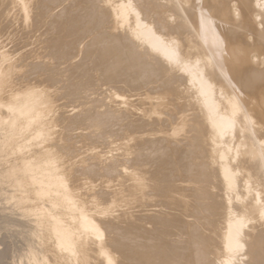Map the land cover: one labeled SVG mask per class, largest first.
Masks as SVG:
<instances>
[{
    "label": "bare ground",
    "instance_id": "obj_1",
    "mask_svg": "<svg viewBox=\"0 0 264 264\" xmlns=\"http://www.w3.org/2000/svg\"><path fill=\"white\" fill-rule=\"evenodd\" d=\"M9 1L16 3L17 7L21 5V11L24 13L23 19L27 13H31L27 10L29 7L27 4L29 2L33 4L32 9L35 11L33 19L37 25L49 18L50 23H47L49 25L47 27L53 31V34L51 32L53 36H49L50 39L47 46L44 43V48H47L51 57L57 60L56 63L59 64L61 61L71 63L77 58L75 56L83 55L82 60H79L80 56L78 60L76 59L73 68L70 64V67H67L65 63V69L70 70V74L67 73L69 79L64 80L65 82L67 80L66 83H62L63 79L55 77L59 72L56 63L54 67L45 68V66L35 64L29 68L34 72L37 68L40 71L44 69L46 74L48 71L49 74L46 77L51 80V84L57 78L54 86L57 85L55 83H58V80L62 83L59 85L63 87L67 84L69 88L65 89H69L67 93L69 99H81L84 90H89L87 87H90L92 91L93 79L99 77L93 74L95 70L100 72L98 80L101 79L106 84L116 82L119 88V82H123L131 91L154 84L152 87L154 90L151 88L152 91H148L151 95L154 93L153 97L142 90L143 93L140 94L143 103L146 102L149 105L147 110L152 112L154 117L151 120H145L144 117L139 118L133 113L138 116V119L135 117L137 121L133 119L130 122L131 116L127 113L128 120H130L127 124H122L126 125V128H123L129 133L123 138L127 140L120 144L124 149L121 157L127 160V153L132 150V158L126 161L130 163L129 167H121L124 168L122 170L124 181L121 182V187L117 192L115 191L114 195L123 203L122 206L125 209L119 213L118 222L113 217L110 220L100 219L97 217L98 214L92 213L105 212L106 214L108 205L104 206L106 203L104 205L100 203L94 207V210H90L89 213L93 211L91 214L87 213L89 208L86 212L84 207L88 206L91 200L88 202L87 199L86 205L83 206V203H79L81 201L79 198L80 201L74 199L75 193L73 191L74 195L71 193L73 189L70 190V184L66 183L67 175L58 170L61 163H59L60 155L55 153V149L52 151L41 147L51 136L47 116L52 108L50 100L52 93L49 95L46 93L49 89L39 90L38 86V89L29 86L17 88L18 84L15 88L11 86L12 83H9L11 79L8 80L7 74L10 72L12 62L9 63L10 59L6 57H10V54H5L7 52L1 48L5 46L4 43V46H0V146L7 147L4 149L5 156L9 154L7 157L11 156V159L12 155L14 156L12 160L9 158V162L5 156L7 160L0 157L4 159V163H8L6 166L2 163L4 168L1 174L2 177L12 179L15 192H18L15 195L17 205L23 208L22 212L36 211L34 212L38 215L36 224L44 227L54 240L51 243L53 247L51 250L56 251V254L59 253V256L56 255L59 260L58 258L56 260L60 262V259L70 260L72 258L73 262V258L79 257L81 264H264V0H8V3ZM65 1L67 4L63 8L56 7L55 10H59L56 11L57 13L50 10L52 6L62 5ZM4 6L6 7V4ZM8 6L10 5L8 4L6 8L9 9ZM2 11L5 12L4 9L1 13ZM4 12L1 15H4ZM45 23L42 24L45 25ZM12 25L13 23L10 24ZM42 27L46 29L45 26ZM3 34L5 35V32ZM44 35L46 36V33ZM12 39L9 40L12 41ZM6 41L3 42L7 43ZM19 47L16 46L15 50ZM29 48L32 49V46ZM15 50L12 51L15 52ZM21 53L25 55L27 52L22 51ZM15 54L18 56V51ZM15 54L11 56L15 58ZM32 54L30 56H33ZM69 60L72 61L69 62ZM88 67L89 71L92 68L93 79H91ZM12 73H15V70H12ZM27 73L31 72H26L25 78L29 76ZM63 73L66 74V71L63 70ZM30 75L34 77V74ZM61 75H63L62 72ZM28 79L27 82H30ZM104 82L102 84L105 86ZM95 85L97 87L96 83ZM62 86L56 88L60 90L63 89ZM114 86L118 89L117 84ZM121 88L124 92L125 88L123 86ZM54 89L52 88L51 91ZM132 93L112 92L111 97L120 105L132 106V101H134ZM5 94L6 97L2 98ZM98 97L95 96V98ZM95 98L92 99L93 102ZM112 107L115 106L112 105ZM74 110L76 108L71 112ZM104 111L106 112L105 109L102 112ZM86 112H73L76 115L73 114L72 127L75 124L80 128L78 124H84L90 119V114ZM112 112L96 116L91 113V122L95 126L108 125L107 120L104 121L106 119L104 115H110L112 120L108 119V121H112L111 124H113L117 119L114 118V121L112 117H117V115ZM72 120L69 117V121ZM119 122L121 124L122 120ZM87 123L88 126L89 122ZM62 124L64 123L60 125ZM105 128H102L103 131L107 130ZM64 129L68 132L69 129L71 130L67 127ZM78 131H76L77 134ZM84 131L85 128L83 133ZM103 131L96 132L101 134ZM68 132L66 135L69 134ZM107 132L110 136L109 131ZM143 132H148V135L153 132L157 136L155 134V137L145 136ZM73 135L75 137V133ZM115 135L118 137V132ZM93 137L91 138L94 141ZM28 138L35 145L31 146L32 143L26 141ZM96 138L100 137L96 136ZM76 142H74L75 147ZM104 142L100 143L104 144ZM33 146H37V149L32 150ZM64 147V149H70L69 145ZM26 148H30L31 153L25 150ZM73 150L70 151L72 158L76 151L73 152ZM105 150L101 151L102 155ZM146 150H149L148 154L145 153ZM78 152L76 151L77 154ZM86 152L88 154L89 151ZM98 153L94 154V158L99 161L102 157ZM79 157L82 158L81 155ZM123 158L117 159L119 161ZM92 163L90 161L91 168ZM102 166L104 167L103 164ZM87 167L89 168L88 174L90 166ZM77 170L76 168L74 172L76 173ZM99 173L98 171V175ZM77 174L73 179L78 178ZM83 174L85 176L86 172L84 171ZM99 176L97 178L95 174L96 179H99ZM2 177L0 179H3ZM82 178L77 180L82 181ZM115 178L117 180V177ZM84 186L86 187V184ZM106 190L99 189L98 194ZM25 192L29 193L28 195L31 194L33 199L37 200V204L33 203L29 206L32 204L30 203L24 206L28 200V195L23 196ZM105 197L103 200L107 202V197ZM42 201L47 204L41 206ZM163 208L168 211H164ZM67 215L69 218L72 215V219L68 218L69 220L73 221L74 218L70 224L66 219ZM63 216H67L64 217L67 224L64 223ZM105 232L108 233L106 243L102 240ZM47 233L45 231V234ZM55 261L51 263L58 264ZM47 262L44 256H41L36 259L35 264L50 263Z\"/></svg>",
    "mask_w": 264,
    "mask_h": 264
},
{
    "label": "rangeland",
    "instance_id": "obj_2",
    "mask_svg": "<svg viewBox=\"0 0 264 264\" xmlns=\"http://www.w3.org/2000/svg\"><path fill=\"white\" fill-rule=\"evenodd\" d=\"M7 2V3H6ZM10 3H8V0H0V5L1 4H3L2 6H0V15L1 14H3V12L4 11H2V13H1V10H5V12H4V15H1L0 17H2L0 20H2V21H0V35L2 34V36H6L5 38L4 37H2V36H0V39H2V40H0L2 43H0V46H2L3 45V43H4V47H1L3 50H4V52H7V53H5V54H10V57L9 56H6L7 57V59H10V60H8L9 61V63L10 62H12V63H10V65H12L11 66V68H10V72H9V74H7L9 77H8V80L9 79H11V80H9V83L11 84V86H14V88L16 87V84H18L17 86V88H20L21 86H29V87H35V88H37L38 89V87H39V90H41V89H43V88H45L46 90L47 89H49V90H47L46 91V93L47 94H49L50 95V93H52L51 95H50V100H51V102H52V108H51V110H50V113H49V115L47 116V123H48V125H49V129H51V130H49V135H51L48 139L49 140H47L45 143H43L42 145H41V147L43 146V147H45L46 149L48 148V149H50V150H52L53 151V149H55L54 151H55V153H57L58 155H60V157H61V161H59V163H60V166H59V168H58V170L60 171V172H64L67 176V178H66V183H67V185H69L68 187L70 188V190L71 189H73V190H71V193L74 195V193H75V195H74V199H76V201H78L79 199L81 200H79L80 202L79 203H83V206H85L86 205V203H87V199H88V202H89V207L86 205L84 208H85V211L87 212L88 210V212L87 213H89L90 212V210L91 209H93L94 210V207L95 206H97V205H100V203L101 204H103L104 205V203H106L104 206H107L108 205V209H107V211H106V214H105V212L104 213H97V212H93V211H91V213L92 214H98V216L97 217H99L100 219L102 218H104L105 220H110L111 219V217H113V219L116 221V222H118L117 221V218L119 217V213H121V211L122 210H124L125 209V207H123L122 206V202L121 201H119V199H118V197L116 196V195H114V193H115V191L117 192L118 191V189L121 187V182H123L124 180H123V174H122V170L125 168V167H129V165H130V163L129 162H127L126 163V161L127 160H129V158H132V154H131V151L132 150H129L128 151V153H127V156H126V158H127V160L125 159L124 160V158L123 157H121V155H122V153H123V151H124V149H122V147L120 146V144L121 143H124V141H126L127 140V138L126 139H124L123 140V138H125V136L129 133L128 131H125V129L123 128V127H125L126 128V125L125 126H123L122 124L123 123H125V124H127L128 122L127 121H129L128 120V118H129V115L131 116V120H130V122L136 117V119H138V116H139V118L140 117H144V119L145 120H151L153 117H154V114H152V112H150L149 110H147L148 108H149V105L148 104H146V102H144L143 103V101H142V95H141V97H140V94H142L143 92H147V93H149L148 91H152L151 90V88L154 86V84L151 86H146V87H142V89H141V87H140V89H139V87L138 88H135L134 90H130L123 82L121 83V82H119L120 83V88L123 86V88H125L124 89V92H123V89L121 90L119 87H118V83H116V82H114V83H110V82H107V84H106V82H104L103 80L101 81V79H99L98 80V78L100 77V72L98 71V70H95V73L93 72V74L95 75V76H99L98 78L96 77V79L94 78H92V77H94V75L93 74H91L92 73V68H90V71H89V67H88V71H89V73L91 74L90 76H91V79H93L94 80V84L91 86V87H93V88H91L92 89V91L90 90V87H87L89 90H84L85 92H84V94H83V96H82V98L81 99H77V100H71V99H69L70 97L67 95V93H68V90L69 89H65V88H69L68 86H67V84H66V86H62L61 84L64 82V83H66L67 82V80H66V82L64 81L65 79H69L68 77L69 76H67V73H68V75L70 74V70H69V68H67V70H69V71H67L66 69H65V67L67 66V67H70L71 66V68H73V66H74V64H76V59L78 60V58H79V56H80V59L79 60H82L81 59V57L83 58V55L81 56V55H78V56H75V57H77L74 61H72V60H69V62L70 61H72L71 63H68V61L67 62H64L63 63V61H61L59 64L58 63H56L57 62V60L55 59V58H53V57H51V55L49 54V51L47 50V48H44L45 47V44H46V46H47V42L49 41V36L51 37V35L53 34V31H51V29L49 30V27H47V26H49L47 23H50V22H48L49 20V18L46 20H44L42 23H45V25H43L42 23H40V24H38V25H40V27H38V25L37 24H35V22H34V12L35 11H33L34 9H32L33 7H34V5L32 4L31 5V3L29 2L27 5H29V7H27V10H28V12H31V13H27V16H25V19L27 20V22H26V20L25 19H23L24 18V13L21 11L22 9H21V5L19 6V7H17V5H16V3H13V2H11V1H9ZM6 4V7H7V5L9 4L10 6H8L9 7V9L8 8H6L4 5ZM11 3H12V5H11ZM65 4H67V2L65 1L64 3H62V5H60V4H58V5H56V6H52V8H50V10L51 11H53L54 10V12L55 13H57L59 10H55V9H57L56 7H62L63 8V6L65 5ZM30 5H31V7H30ZM3 7H5V8H3ZM12 7H13V9L14 10H16V11H12ZM17 7V8H16ZM11 9V10H10ZM18 9V10H17ZM60 10H61V8H59ZM10 10V11H9ZM49 10V11H50ZM19 11L21 12V13H19ZM33 11V12H32ZM48 11V12H49ZM50 11V12H51ZM57 11V12H56ZM10 12V13H9ZM17 12V13H16ZM54 12L52 13V14H54ZM15 13V14H14ZM18 14H20V15H18ZM51 14V13H50ZM12 15H14V16H12ZM22 15H23V17H22ZM11 16V17H10ZM16 16H18V17H16ZM13 17V18H12ZM26 17H28V18H26ZM7 18V19H6ZM12 18V19H11ZM21 18V19H20ZM22 19L26 22H24V21H22ZM5 20V21H4ZM8 20H9V22H8ZM12 20V21H11ZM28 20H30V21H28ZM32 20H33V22H32ZM14 21H16V22H14ZM7 22H8V24L10 23V24H12L13 23V25L12 26H10V24L8 25L7 24ZM22 22V23H21ZM5 23V24H4ZM21 25H20V24ZM29 23V24H28ZM2 24V25H1ZM7 24V25H6ZM15 24H17L16 26H15ZM19 24V25H18ZM23 24V25H22ZM32 24H35V26H37V27H35L34 25V27L32 26ZM3 25H5V27H3ZM45 26L46 27V29H43L44 27H42V26ZM10 26V27H9ZM22 26H26V27H22ZM32 26V27H31ZM9 27V28H8ZM13 27V28H12ZM14 27H15V29H14ZM21 27V28H20ZM2 28H4V29H2ZM11 28V29H10ZM27 28V29H26ZM40 28V29H39ZM47 28H48V30H47ZM6 29H7V31H6ZM8 29H10V30H8ZM17 29V30H16ZM26 29V30H25ZM30 29V30H29ZM32 29V30H31ZM37 31H36V30ZM42 29V30H41ZM22 32H21V31ZM29 30V31H28ZM46 30V32H44ZM9 31V33L7 34V32ZM10 31H12V32H10ZM14 31V32H13ZM16 31V32H15ZM31 31V32H30ZM38 31L40 32V33H38ZM5 32V35L3 34ZM27 32H29V33H27ZM43 33V35H42V33ZM51 32H52V34H51ZM12 33V35H10ZM20 33V34H19ZM22 33V34H21ZM25 33V34H24ZM35 35H34V34ZM46 33V36L44 35ZM47 33H48V36H47ZM16 34V35H15ZM27 34V35H26ZM39 34V35H38ZM10 35V36H9ZM23 35V36H22ZM25 35V36H24ZM16 36V37H15ZM26 36H27V38H26ZM43 36V37H42ZM53 36V35H52ZM9 37H11V38H9ZM18 37V38H17ZM35 37H37V38H35ZM40 37V38H39ZM12 38H15V39H12ZM21 38V39H20ZM38 38H39V40H38ZM8 39V40H7ZM9 39H12V41L11 40H9ZM45 39V40H44ZM47 39V40H46ZM7 40V41H6ZM16 40V41H15ZM26 40V41H25ZM30 40V41H29ZM43 40V41H42ZM3 41H6L7 43H5V42H3ZM9 41V42H8ZM11 41V42H10ZM27 42V43H25V42ZM16 42H18V43H16ZM33 42H34V44H33ZM41 42V43H40ZM15 43V44H14ZM45 43V44H44ZM8 44V45H7ZM9 44H11V45H9ZM25 44H27V45H25ZM28 44H30V45H28ZM44 44V45H43ZM14 45V46H13ZM19 45H20V47H19ZM24 45V46H23ZM39 45V46H38ZM8 46H10L9 48H8ZM16 46L17 47H19V48H17L16 50L18 51V56H16V50H15V48H16ZM30 46H32V49L31 48H29ZM6 47H7V49H6ZM13 47V48H12ZM21 47H23V48H21ZM38 47V48H37ZM0 48V49H1ZM12 48V49H11ZM24 48H29V49H24ZM40 48V49H39ZM15 50V52L14 51H12V50ZM22 49V50H21ZM41 49H43V50H41ZM20 50H21V52L23 51L24 53H26L25 55H23V53H21L20 52ZM25 50V51H24ZM32 50V51H31ZM37 50V51H36ZM28 51H30V52H28ZM35 51L37 52V53H35ZM41 51V52H40ZM46 51V52H45ZM19 52H20V54H19ZM15 54V58L13 57L14 55L13 54ZM30 53V54H29ZM33 53V54H32ZM43 53V54H42ZM44 53H45V55H44ZM48 53V54H47ZM33 55V56H30V55ZM11 55H13V56H11ZM30 57H28V56ZM35 55V56H34ZM38 55V56H37ZM21 56V57H20ZM22 56H23V58H22ZM26 56V57H25ZM37 56V57H36ZM48 56V57H47ZM39 57V58H38ZM47 57V58H46ZM50 57V58H49ZM74 57V58H75ZM26 58H27V60H26ZM39 60H38V59ZM42 58V59H41ZM52 58V59H51ZM73 58V59H74ZM15 59V60H14ZM20 59H21V61H20ZM38 60V63H36L37 62V60ZM44 59V60H43ZM72 59V58H71ZM17 60V61H16ZM25 60H26V62H29V63H26L25 62ZM31 60V61H30ZM36 60V61H35ZM40 60H42V61H40ZM45 60H46V62H45ZM49 60H51L50 62H49ZM40 61V62H39ZM17 62V63H16ZM20 62V63H19ZM35 62V63H34ZM42 62V63H41ZM45 62V63H44ZM49 62V63H48ZM80 62V61H79ZM34 63V64H33ZM54 63V64H53ZM55 63H56V66L58 67V69H60V70H58L57 69V67H55L56 69H57V71H59V72H55L57 75H55V77L57 76V78L58 79H63V80H61L62 81V83L61 82H59L60 80H58V83H55V84H57V85H55L54 86V82H56V80H57V78H56V80H54V81H52V84H51V80H48V78L46 77V76H48L47 74H49L48 73V71H47V74L45 73V70L43 71V70H41L40 71V69L38 70V68L36 69V72H34V71H30L31 69H29V68H32L31 66H34L35 64L36 65H39V66H45V68H48V67H54V65H55ZM62 63V64H61ZM65 63H66V66H65ZM74 63V64H73ZM78 63V62H77ZM6 64V63H5ZM5 64H3L4 66H5ZM21 64V65H20ZM30 64V65H29ZM48 64V65H47ZM61 67V68H59V66ZM69 64H70V66H69ZM63 66V68H62V66ZM19 66V67H18ZM90 66H91V64H90ZM13 67V68H12ZM26 67H28V68H26ZM15 68V69H14ZM94 68V67H93ZM28 69V70H27ZM95 69V68H94ZM12 70L14 71L15 70V73H12ZM33 70V69H32ZM63 70H65L66 71V74L65 73H63ZM22 71V72H21ZM31 72L30 74H34V77H35V75H36V77L34 78V77H32L29 73H27V75H29V76H31V77H29V76H27L26 78L24 77V76H26V72ZM37 72H39L38 74L39 75H37ZM45 73L44 75H42L41 73ZM61 72H62V74L63 75H61ZM59 73V74H58ZM15 74V75H14ZM14 76V77H12V76ZM21 75V76H20ZM22 75H23V77H22ZM42 75V76H41ZM89 75V74H88ZM93 75V76H92ZM40 76V77H39ZM62 76V78H60ZM67 76V77H66ZM89 76V77H90ZM11 77V78H10ZM15 77H16V79H15ZM28 77H29V79H28ZM45 77V78H44ZM17 78L19 79V80H17ZM21 79V80H20ZM25 79V80H24ZM27 79H28V81L30 80V82H27ZM36 79V80H35ZM38 79V80H37ZM45 79L47 80V81H45ZM40 80H42V81H40ZM93 80H92V82H93ZM95 80H98L97 82L95 81ZM18 81H20V82H18ZM32 81H34V82H32ZM32 82V83H31ZM49 82V84H47ZM91 82V83H92ZM105 83V86H104V84H102V83ZM21 83V84H20ZM27 83L29 84V85H27ZM59 83H61L60 85L62 86V88L63 89H57V88H60L61 86L59 85ZM69 83V82H68ZM95 83L97 84V87H96V85H95ZM117 84V86H116V88L118 87V89H115V86L114 85H116ZM99 84V85H98ZM124 84V85H123ZM33 85V86H32ZM51 85V86H50ZM104 86V88H103V86ZM112 85V86H111ZM122 85V86H121ZM20 86V87H19ZM38 86V87H37ZM50 86V87H49ZM58 86V87H57ZM109 86H111V87H109ZM57 87V88H56ZM99 87V88H98ZM101 87V88H100ZM54 89V90H52L51 91V89ZM86 88V89H87ZM96 88V89H95ZM109 88V89H108ZM111 88V89H110ZM128 90H127V89ZM148 88H149V90H148ZM45 89H44V91H45ZM99 89V90H98ZM104 89V90H103ZM108 89V90H107ZM140 90V92H139V90ZM147 89V91H145ZM153 90H154V88H152ZM65 90V91H64ZM97 90V91H96ZM103 90V91H102ZM112 90V91H111ZM117 90H119V91H117ZM137 90V91H136ZM143 92H142V91ZM57 91V92H56ZM95 91H96V93H95ZM108 93V98H107V96H106V92ZM134 91V92H133ZM65 92V93H64ZM88 92V93H87ZM94 92V93H93ZM100 92V93H99ZM105 92V93H104ZM112 92H118V93H125V94H127V92L129 93V94H131L132 92V94H134V96L132 97V100H134V101H132V106H129L128 104H119V103H117V102H115L114 101V99L111 97V94H112ZM58 93V94H57ZM93 93V94H92ZM136 93V94H135ZM89 94V95H88ZM96 94V95H95ZM128 94V95H129ZM55 95V96H54ZM57 95V96H56ZM58 95H60V96H58ZM64 95H66V96H68V97H66V96H64ZM93 95H94V97H93ZM95 96L96 97H98V98H95ZM105 96H106V98H105ZM136 96V97H135ZM149 96H151V97H153L154 96V93H152V95H151V93H149ZM4 97H6V94H5V96L4 95H2V98H4ZM59 99H58V98ZM85 97V98H84ZM89 97V98H88ZM92 97V98H91ZM52 98V99H51ZM55 98V99H54ZM61 98V99H60ZM87 98H88V100H87ZM93 98H95L94 99V102H93ZM104 98L106 99V100H108V101H104ZM137 99H139V101L137 100ZM53 100V101H52ZM99 100V101H98ZM101 100V101H100ZM69 101V102H68ZM74 101H76V103L74 102ZM81 101H83V103L81 102ZM84 101H85V103H84ZM96 101H98V103L96 102ZM103 101V102H102ZM57 102V103H56ZM59 102H60V105H59ZM63 102H65V103H63ZM67 102L69 103L68 104V108L69 109H71V110H69L68 108H67ZM72 102V103H71ZM108 102V103H107ZM75 105H74V104ZM80 103V104H79ZM102 105H101V104ZM107 103V105H104V104H106ZM110 103V104H109ZM53 104H55V105H53ZM62 104V105H61ZM64 104V105H63ZM77 104V105H76ZM87 104V105H86ZM138 104V105H137ZM57 105V106H56ZM70 105V106H69ZM112 105H114L115 107H112ZM123 105V106H122ZM147 105V106H146ZM63 106H65L64 108H63ZM77 106V107H76ZM95 106V107H94ZM101 106V107H100ZM103 106V107H102ZM105 106H107V107H105ZM122 106V107H121ZM71 107V108H70ZM98 107H100V108H98ZM109 107V108H108ZM118 107H119V110H117L118 109ZM134 108V109H131V108ZM56 108V109H55ZM62 108V109H61ZM66 108H67V110H66ZM76 108V110H74L73 112H76V113H85L86 111H88V112H90V108H91V112L90 113H88V112H86L88 115L90 114V119L87 121V122H89V125L87 126V122H85L84 124H78V125H80V128L79 127H77V126H75V124L73 125V127H72V125H71V123L73 124V120H72V117H73V112H71L73 109H75ZM79 108V109H78ZM94 108H95V110H94ZM123 109V112H122V109ZM60 109V110H59ZM85 111H84V110ZM106 110V112L104 111V112H102L103 110ZM108 109V110H107ZM121 109V110H120ZM63 110V111H62ZM80 110V111H79ZM94 111V113H93V111ZM97 110L99 111V112H97ZM111 110V111H110ZM114 110V111H113ZM126 110V111H125ZM139 110V112H141V113H139V112H137V111ZM66 111V112H65ZM113 111V112H112ZM116 111V112H115ZM129 111V112H128ZM60 112H62V113H60ZM66 114H65V113ZM97 112V114H106V113H110V112H112V113H114L115 115H117V117H112V115H111V117L113 118V120L115 121V119L114 118H116L117 120V122L119 123H117L116 121H115V123L116 124H118V126L120 127L121 126V128H118V126H116V124L115 123H113V124H111L112 123V121L110 122V121H108V119L109 120H112L111 118H110V115H107V116H105L104 115V117H106V119H104V121H106L107 120V122H108V125L107 124H104V125H102V126H95L92 122H91V120H92V115L94 114L95 116L97 115V114H95ZM100 112H102V113H100ZM132 112V113H131ZM76 113L74 114V116L76 115ZM91 113H92V115H91ZM127 113L129 114V115H127ZM133 113H135L136 115H138V116H136V115H134ZM140 115H139V114ZM61 114V115H60ZM64 114V115H63ZM67 114H68V117H67ZM124 114H126V115H124ZM122 115H124V116H122ZM142 115V116H141ZM4 116V115H3ZM53 116V117H52ZM60 116V117H59ZM62 116H63V118H64V121H63V118H62ZM146 116V117H145ZM49 117V118H48ZM58 117V118H57ZM67 117V118H66ZM69 117H70V120H72V121H69ZM126 120V122H125V120L123 119V118ZM133 117V118H132ZM57 118V119H56ZM95 118V117H94ZM61 121H60V120ZM73 119H74V117H73ZM136 119H134L133 121H137ZM50 122H49V121ZM57 120V121H56ZM119 120H122V123L120 124V122H119ZM59 121V122H58ZM63 121V122H62ZM124 121V122H123ZM106 122V123H107ZM61 123H64V124H62V125H60ZM67 123H69V125H71V126H69V125H67ZM91 124H92V126H91ZM111 124V125H110ZM115 124V125H114ZM51 125V126H50ZM77 125V124H76ZM61 126V127H60ZM69 126V127H68ZM84 126H86V127H84ZM105 126H110V127H106L105 128ZM114 128H113V127ZM115 126L117 127V129L115 128ZM54 127V128H53ZM63 127V128H62ZM65 127H67V128H71V130L69 129V132H68V130L66 129H64ZM74 127H76L78 130L79 129H81V130H77L76 128L74 129ZM85 128V131H84V133H83V130H84V128ZM72 128H73V130H75V132L72 130ZM95 128V129H94ZM105 128V129H107L106 131H109V133H110V136H109V134H108V132L106 133V131L104 130L103 131V129ZM110 130H109V129ZM112 128H113V130H112ZM90 129V130H89ZM94 129V130H93ZM120 129V130H119ZM121 129H122V131H121ZM65 130V131H64ZM127 130V129H126ZM71 131V132H70ZM76 131H78V134L76 133ZM82 131V132H81ZM88 131V132H87ZM95 131V132H94ZM101 132V131H103L101 134H99V133H97V132ZM64 132H66V133H64ZM67 132L69 133L68 135H66L67 134ZM81 132V133H80ZM112 132L114 133V134H112ZM116 132V133H115ZM117 132H118V137H119V139H117L118 137H117V135H115V134H117ZM124 133L123 135L121 134V133ZM1 133V132H0ZM70 133H72V134H74L75 133V137H74V135L72 136V134H70ZM86 133V134H85ZM88 133H90V135H88ZM92 133V134H91ZM95 133V134H94ZM96 133H97V135H96ZM148 132H143L142 134H144L145 136H147L148 134H147ZM104 134V135H103ZM106 134V135H105ZM151 134H153V135H151ZM151 134L149 133V135L148 136H152V137H155V136H157V134H155V133H153V132H151ZM154 134H155V136H154ZM60 135V136H59ZM81 135V136H80ZM93 135H94V137H93ZM98 136V137H100V138H96L95 139V137L96 136ZM101 135V136H100ZM113 135V136H112ZM119 135H121V136H119ZM143 135V136H144ZM71 136V137H70ZM78 137V139H77V137ZM103 136V137H102ZM123 136V137H122ZM59 137V138H58ZM66 137V138H65ZM67 137H69L68 138V140H66L67 139ZM85 137V138H84ZM89 137V138H88ZM91 137H93L94 138V141L92 140V138ZM105 137V138H104ZM108 137H109V139H108ZM120 137H122V138H120ZM0 138H1V135H0ZM65 138V139H64ZM70 138H71V140H72V138H73V140L71 141L70 140ZM80 139V140H79ZM81 139H83L82 141H81ZM91 139V140H90ZM111 139V140H110ZM63 140V141H62ZM70 140V141H69ZM75 140V141H74ZM78 140V141H77ZM97 140V142H95ZM104 140H105V142H104ZM108 140H110V141H108ZM26 141L28 142L29 141V143H32L31 144V146L32 145H35L32 141H30V139L28 138V139H26ZM66 141V142H65ZM77 141V142H76ZM79 141H81V142H79ZM92 141V142H91ZM116 141L118 142L117 144H116ZM123 141V142H122ZM74 142H76L77 143V146L75 147V143ZM85 142V143H84ZM95 142V143H94ZM100 142H104V144H106V145H104V144H102V143H100ZM57 143V144H56ZM58 143H60V144H58ZM63 143V144H62ZM67 144V145H65V144ZM70 143V144H69ZM78 143H79V146H78ZM28 144V143H27ZM50 144V145H49ZM62 144V145H61ZM74 144V145H73ZM108 144V145H107ZM111 144L113 145V146H111ZM29 145V144H28ZM53 145H59L60 147H55V146H53ZM69 145V148L70 149H72L73 150V152L76 150L77 152H78V150H79V152H78V154L76 153V151L74 152V154L72 155L73 156V158L71 157V153H70V151L72 152V150H67V149H64L65 147L64 146H68ZM71 145V146H70ZM83 145V146H82ZM90 145V146H89ZM110 145V146H109ZM116 145V146H115ZM183 145V144H182ZM52 146V147H51ZM62 146V147H61ZM74 146V147H73ZM89 146V147H88ZM91 146H92V148H91ZM95 146V147H94ZM96 146H97V149H96ZM103 146V147H102ZM105 146V147H104ZM108 146V147H107ZM118 146V147H117ZM37 147V146H36ZM36 147H31L32 148V150H33V148L34 149H37ZM38 147H40V146H38ZM83 147V148H82ZM86 147V148H85ZM1 148H3V150L1 149ZM7 148V147H6ZM4 146H0V152L2 153H0V157L1 158H4V159H6L7 160V162H9L10 160H12L13 159V155H12V159H11V156H9V157H7L9 154H7V156H5L4 155V149H6ZM81 148V149H80ZM86 150H85V149ZM88 148H90V149H88ZM101 148H104V149H101ZM107 148V149H106ZM30 149V148H29ZM28 148H26L25 150H28L29 152L30 151H32L31 149L29 150ZM60 150V149H63L62 151L63 152H65L66 150H67V152L69 151V155L67 154V152H65L64 154H63V152L60 150V151H58V150ZM83 149V150H82ZM93 149V150H92ZM94 149H96L95 151H94ZM106 149V150H105ZM109 149V150H108ZM119 149V150H118ZM81 150V151H80ZM85 150V151H84ZM98 150V151H97ZM104 150H105V153H103V155H102V152L101 151H103L104 152ZM115 150H118V151H120V152H118V151H115ZM84 151V152H83ZM86 151H89L88 152V154H86L87 152ZM90 151L92 152L91 154H90ZM99 152V153H98ZM113 152V153H112ZM114 152H116V153H114ZM26 153H27V151H26ZM31 153V152H30ZM60 153V154H59ZM62 153V154H61ZM82 153V154H81ZM84 153H85V155H84ZM95 153H98L102 158L98 161L96 158H94V154ZM145 153L146 154H148L149 153V150H146L145 151ZM29 154V153H28ZM107 154V156H105ZM115 154V155H114ZM64 155V156H63ZM67 155V156H66ZM76 155V156H75ZM77 155H81L82 156V158L81 157H79V156H77ZM93 155V156H92ZM110 155V156H109ZM3 156V157H2ZM6 158H5V157ZM68 156H70V157H68ZM84 156V157H83ZM87 156H89V157H87ZM112 156V157H111ZM117 156V157H116ZM128 156H130V157H128ZM68 158L67 160H66V158ZM75 157V158H74ZM87 157V158H86ZM94 159H93V158ZM115 157V158H114ZM0 158V159H1ZM9 158H10V160H9ZM91 158V159H90ZM117 158H123V159H119V161H118V159ZM4 159H1V161H0V178L2 177V174H1V171H2V169L4 168L3 167V164L2 163H4ZM64 159V160H63ZM72 159V160H71ZM74 159H76V160H74ZM82 159V160H81ZM87 159L89 160L88 162H87ZM116 159V160H115ZM5 160V161H6ZM69 160V161H68ZM71 160V161H70ZM78 160V161H77ZM104 160V161H103ZM106 160V161H105ZM65 161V162H64ZM67 161V162H66ZM75 161V162H74ZM78 163H77V162ZM84 162V164H83V162ZM90 161H91V163H92V168H91V165H90ZM116 161H117V163H116ZM122 161V162H121ZM7 162H5L4 163V165L6 166V164H8ZM69 162V163H68ZM79 162L81 163V164H79ZM95 162H97L96 164H94ZM103 162V163H102ZM63 163H65L66 165H64ZM113 163V164H112ZM129 163V164H128ZM64 165V167H63V165ZM72 164V165H71ZM75 164H77V165H75ZM79 164V165H78ZM99 164H100V166H99ZM102 164L104 165V167L102 166ZM112 166H111V165ZM59 165V164H58ZM62 165V166H61ZM71 165V167H69ZM119 165V166H118ZM124 165H126V166H124ZM67 166V167H66ZM75 166H77L76 168L78 169L77 171H76V173L74 172L75 170H76V168H75ZM81 166V167H80ZM87 166H90V172L87 174V172L89 171V168L87 167ZM124 167L123 169L121 168V167ZM62 167V168H61ZM87 167V168H86ZM94 167V168H93ZM96 167H97V169H99V170H97L96 169ZM102 167V168H101ZM111 167V168H110ZM116 167V168H115ZM67 168H69L68 170H67ZM75 168V169H74ZM81 169V171H79L80 169ZM84 168V169H83ZM110 168V169H109ZM121 168V169H120ZM61 169V170H60ZM86 169H87V171H86ZM114 169V170H113ZM115 169H117L116 171H115ZM119 169V170H118ZM72 170V171H71ZM86 172V174H85V176H84V171ZM97 170V171H96ZM113 170V171H112ZM67 171V172H66ZM79 171V172H78ZM92 171H93V173H92ZM96 171V172H95ZM98 171L100 172L99 173V175H98ZM107 171V172H106ZM110 171V173H111V175L109 176V174H108V172ZM69 172V173H68ZM80 172H83L82 174H80ZM114 172V173H113ZM74 173V174H73ZM77 173H79V174H77ZM101 173H103L102 175H101ZM104 173H105V175H104ZM116 173V174H115ZM73 174V175H72ZM76 174L78 175L77 177L80 179V178H82L83 180L82 181H78L77 179L78 178H76V180H74L73 179V177L74 176H76ZM92 174H93V177H92ZM95 174H96V177L98 178V176H99V179H96V177H95ZM114 175V176H113ZM80 176V177H79ZM106 176H108L109 177V179H108V177H106ZM118 176H119V178H118ZM72 177V178H71ZM112 177V178H111ZM115 177H117V180H116V178ZM3 179H0L1 181H0V264H35L36 263V259L38 258V257H43L44 256V259H45V261L47 262V263H51L52 261V263H54V261L56 260V258H58L57 260H59V257H56V255H58L59 253H55L56 251H52L53 250V247L51 246L52 244L51 243H53L54 242V240L48 235V233H47V230H45V228L44 227H42V226H40V225H38V223L36 224V219L38 218V215H35V213L34 212H36V211H31V212H29V213H23L22 212V210H23V208L21 207H19L18 205H17V199H16V197H15V195H16V193H18L17 191L15 192V188H14V186H13V184H12V179H10V178H6V177H2ZM94 178V179H93ZM73 179V180H72ZM91 179V180H90ZM95 179L96 180H98L97 181V183L95 182ZM106 179V180H105ZM9 180H11V181H9ZM81 180V179H80ZM101 180V181H100ZM68 181V182H67ZM72 181H73V183H72ZM78 181V182H77ZM85 181H88V182H86L85 183ZM91 181H93V182H91ZM103 181V182H102ZM112 181H113V183H112ZM4 182V183H3ZM76 182H77V184H76ZM73 185H72V184ZM93 183L95 184V185H93ZM6 184V185H5ZM11 184V185H10ZM79 184V185H78ZM84 184H86V187L84 188L83 187V185ZM91 186H90V185ZM105 184V185H104ZM126 184V183H125ZM80 185H82V187L80 186ZM88 185V186H87ZM93 185V186H92ZM101 185V186H100ZM7 188H5V187ZM8 186V187H7ZM73 188H72V187ZM75 186V187H74ZM104 186V187H103ZM115 186V187H114ZM94 187V188H93ZM116 187H118V188H116ZM78 188V189H77ZM82 188H84V189H82ZM89 189V190H87V189ZM91 188V189H90ZM95 188H97V189H95ZM104 188V189H103ZM110 188V189H109ZM11 189V190H10ZM99 189L100 190H106L105 192L104 191H101L103 194H104V196H103V194L101 193V194H98V191H99ZM114 189V190H113ZM6 190V191H5ZM14 190V191H13ZM86 190H87V192H86ZM74 193H73V192ZM79 191V192H78ZM95 191H97V193L95 192ZM111 191H113V192H111ZM111 192V193H110ZM109 193V194H108ZM14 194V195H13ZM21 194V193H20ZM29 194V193H28ZM26 192L25 193H23V196L24 197H26L25 195H28ZM81 194V195H80ZM91 194V195H90ZM113 194V195H112ZM5 195V196H4ZM31 195V194H30ZM30 195H28V200H30V202L27 200V203H24L23 205L24 206H28L30 203H32V204H30L29 206H32L33 205V203H35V204H37V200H35V199H33V197H32V195L30 196ZM83 195V196H82ZM105 195H106V197H107V202H105L103 199H104V197H105ZM110 196V200H108V198H109V196ZM12 196V197H11ZM76 196H77V198H76ZM87 196V197H86ZM89 196V197H88ZM99 196V197H98ZM85 197V198H84ZM105 197V198H106ZM79 198V199H78ZM84 198V199H83ZM92 198V199H91ZM99 200H98V199ZM32 199V200H31ZM78 199V200H77ZM35 200V202H32V201H34ZM83 200V201H82ZM101 200H102V202H101ZM42 202H43V204H42ZM42 202H40V204H41V206H43V205H45V201H42ZM86 202V203H85ZM94 204H93V203ZM12 203V204H11ZM39 203V202H38ZM93 204V206L91 205V204ZM97 203V204H96ZM34 204V205H35ZM47 204V203H46ZM85 204V205H84ZM109 204H110V206H109ZM118 204V205H117ZM118 206V207H117ZM91 207V208H90ZM9 208H11V209H9ZM13 208V209H12ZM89 208V209H88ZM107 208V207H106ZM21 209V210H20ZM86 209H88V210H86ZM120 209V210H119ZM11 210V212H9ZM111 210H113L112 212H111ZM119 210V211H118ZM163 210L164 211H166L167 209H165V208H163ZM168 211V210H167ZM17 212V213H16ZM20 212V213H19ZM117 212V213H116ZM134 212H136V210H134ZM91 213H89V214H91ZM110 213V214H109ZM99 214H103V215H99ZM108 214V215H107ZM68 216V217H67ZM66 217L65 216H63V218L65 217L66 219H68L69 218V215H67ZM101 216V217H100ZM28 217V218H27ZM37 217V218H36ZM72 217V215H70V218L69 219H72L71 218ZM108 219H107V218ZM22 219V221H21V219ZM65 218H64V223L65 224H67L66 222H67V220H65ZM26 219H27V221H28V223H27V221H26ZM68 219V224H70V222L72 223L73 221H74V218H73V221L72 220H69ZM32 221V222H31ZM33 222H34V224H33ZM34 229V230H33ZM29 230V231H28ZM43 230H45L46 231V233L47 234H45V231H43ZM38 232H39V234H38ZM27 234H29V235H27ZM44 234L46 235V236H44ZM37 236V237H36ZM49 238H48V237ZM107 236V237H106ZM106 237V238H105ZM37 238V239H36ZM107 238H108V233L107 232H105V234H104V238H102V240H103V242L104 243H106L107 242ZM34 239V240H33ZM40 241V242H39ZM53 241V242H52ZM36 242H38V243H36ZM45 242V243H44ZM30 246V247H29ZM33 247V248H32ZM36 248V249H35ZM39 249V250H38ZM52 249V250H51ZM33 250V251H32ZM37 250V251H36ZM52 252H54L55 253V255H54V253H52ZM37 254V255H36ZM53 255V256H52ZM31 256V257H30ZM32 256H35V257H32ZM50 256H52V257H50ZM59 256V255H58ZM61 256V255H60ZM29 257L31 258V259H29ZM55 258V259H54ZM61 258V257H60ZM63 258V257H62ZM78 258V259H77ZM48 259V260H47ZM66 259V258H65ZM76 259V260H75ZM50 260H52V261H50ZM55 261V262H58V261ZM61 261V263L60 262H58V264H71V263H75V262H77L76 264H81L80 263V258L79 257H76V258H73V260L75 261H73L72 262V258L68 261V260H64V259H60ZM35 261V262H34ZM63 261V262H62ZM64 261H66V262H64ZM31 262V263H30ZM68 262V263H67ZM71 262V263H70ZM49 263V264H50ZM51 263V264H52Z\"/></svg>",
    "mask_w": 264,
    "mask_h": 264
}]
</instances>
